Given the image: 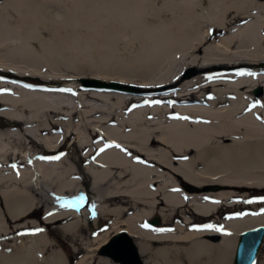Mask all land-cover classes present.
Masks as SVG:
<instances>
[{
  "label": "bare ground",
  "instance_id": "6f19581e",
  "mask_svg": "<svg viewBox=\"0 0 264 264\" xmlns=\"http://www.w3.org/2000/svg\"><path fill=\"white\" fill-rule=\"evenodd\" d=\"M51 11L70 13L67 33ZM0 54V264H69L52 231L79 241L75 264H120L100 251L109 231L82 237L89 206L93 230L128 234L144 264H233L264 226V0H0ZM18 60L32 70L5 65ZM61 65L78 82L38 70ZM223 206L251 210L193 229ZM160 216L177 222L142 227Z\"/></svg>",
  "mask_w": 264,
  "mask_h": 264
},
{
  "label": "rangeland",
  "instance_id": "374dc122",
  "mask_svg": "<svg viewBox=\"0 0 264 264\" xmlns=\"http://www.w3.org/2000/svg\"><path fill=\"white\" fill-rule=\"evenodd\" d=\"M50 15H51V17L54 20H59V21L61 20V18L59 19L58 16L62 15L64 17L63 20H62L63 21L62 29L64 27V24H68V21L70 19V13H68V12L66 13V12L51 11ZM86 20H87V17H83L80 20L81 24L79 22V24H78L77 28L75 29V31L77 32V34H80L83 37L91 38L92 36H94L93 34L97 33L98 31L97 32H94V31L91 32L87 28ZM73 31H74V29L69 31V33L71 32L70 34H73ZM61 32H63L64 34L67 33L68 32V28L61 30ZM100 34H97V35H100ZM44 37L48 41V43L56 44L57 46L64 45V41L62 40L63 38H61V37L69 38L67 35H65V36L64 35H62V36H54L50 30H49V32L47 34L44 35ZM32 47L37 48V49L40 50V46H39L38 43H34L32 45ZM0 55H2V54H0ZM1 57L2 56H0V59H1ZM5 62H3V63H5ZM5 65H7V66H9V65L17 66V67H19V68H21L23 70H29V71L32 70V65L29 63V61H26V60H18L17 62H6ZM44 65H46V64H44ZM42 66L43 65H40L39 67L41 68ZM40 68H38L39 72H41L42 74L44 73V74H46V75H48L50 77L71 78L72 77L71 72H75L74 70L69 69L68 67H66L64 65H61V66L55 67V68L51 67V66H46L43 69H40ZM84 72L87 74V76L89 75V73H91L90 70L88 69V67L84 69ZM75 73H76V75L73 76V77H75V79L70 80V82H72V83L78 82L76 77L79 75L78 74L79 72H75ZM6 75H10V76H14L15 77V75L9 74V73L6 74ZM23 78H27L28 80L33 81L32 83H44L43 80H41V79H39L37 77H23ZM259 90H261V89L256 90L257 94H259ZM180 183L182 184L183 188L185 189L187 184L184 183L183 181L182 182L180 181ZM200 189H202V188H200ZM251 200H263V198L256 197V198H252ZM237 202H239V201H237ZM159 210L160 209H158V212H159ZM250 210H251L250 208H245V207H241V206L237 207V208H231L229 206H223L220 209V211L218 212V214H216L212 218H205V217L199 216L197 214H191L190 217H191L192 222H193V229L200 230L201 228H205V227H207L209 225H212L213 221L218 222L219 223L218 225H220V223L222 221H224L225 219H229L231 217L238 216V215L248 214L250 212ZM88 213L91 216H89L90 220L86 224L87 231L84 232L82 237L84 239L91 237L92 241H94L95 239H97V237H99V235H103V234H105V233H107L109 231L108 235H109V238L111 239L113 237V235L115 234L114 230L110 229L111 228V224L107 223V224H104L100 229H94L93 230V228L91 227V223L94 221L96 215H92L93 214V209L90 206H89ZM154 216H156V215H154ZM158 216H159V214H158ZM176 222L175 221L164 222L162 220L161 216H160V224H159V226L156 227V228H152V229L157 230V231L169 230V229H171V226L176 224ZM145 225H147L146 222H145V224L142 227L146 228V229H149L148 227H145ZM220 228H221V226H219V229ZM93 231H95V233ZM45 232L47 233L46 229L41 231V233H43V234H45ZM36 233L37 232H35L33 235H35ZM30 235H31V233H29V232H21L18 235H16L13 238L12 241H9V243L16 244L21 239L27 238ZM37 235H40L39 232L37 233ZM50 237L55 242V249H59V250L63 251L65 258L67 260L69 259V261H70L69 264H75L76 260L83 253L82 250L79 249L80 248L79 247V241L77 239H75V238L73 239L70 236H67L66 234H64V233H62L60 231H52L50 233ZM2 243L3 242L0 241V251L2 250V248H1ZM74 245L76 246L78 251H75L73 249ZM90 245H91L92 248H96V245L93 242H91ZM102 249H103V247L100 248L101 252H102ZM263 257H264V243H263V246L261 248L260 254L258 256V260L263 258Z\"/></svg>",
  "mask_w": 264,
  "mask_h": 264
},
{
  "label": "water",
  "instance_id": "95a60500",
  "mask_svg": "<svg viewBox=\"0 0 264 264\" xmlns=\"http://www.w3.org/2000/svg\"><path fill=\"white\" fill-rule=\"evenodd\" d=\"M81 84L84 89H97L125 94L135 93L136 91L131 86L116 82L107 83L95 79H83L81 80ZM261 93L262 91L259 90V94ZM220 188L219 186H214L212 189L219 190ZM186 189L190 191L200 190V188L191 185H187ZM159 224L160 220L156 217L150 222V225L154 227L159 226ZM263 243L264 226L244 231L239 237L233 264H256ZM102 252L120 264H144L135 242L126 233L114 235L103 247Z\"/></svg>",
  "mask_w": 264,
  "mask_h": 264
},
{
  "label": "snow or ice",
  "instance_id": "6c2138e0",
  "mask_svg": "<svg viewBox=\"0 0 264 264\" xmlns=\"http://www.w3.org/2000/svg\"><path fill=\"white\" fill-rule=\"evenodd\" d=\"M241 74H243V73H241ZM62 91H71V89H61ZM59 157H57V159H58ZM13 167H15V165H13ZM145 227H147V225H145ZM208 227H212L211 225H209ZM35 231H42V229H37V230H35Z\"/></svg>",
  "mask_w": 264,
  "mask_h": 264
}]
</instances>
